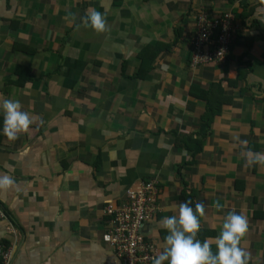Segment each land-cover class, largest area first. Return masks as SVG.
<instances>
[{
	"label": "crops",
	"instance_id": "crops-1",
	"mask_svg": "<svg viewBox=\"0 0 264 264\" xmlns=\"http://www.w3.org/2000/svg\"><path fill=\"white\" fill-rule=\"evenodd\" d=\"M229 12L241 38L226 63H194L198 17ZM215 84L229 103L194 155L177 136H200L192 88ZM149 180L155 264H264V0H0L7 264H124L104 209Z\"/></svg>",
	"mask_w": 264,
	"mask_h": 264
},
{
	"label": "built area",
	"instance_id": "built-area-1",
	"mask_svg": "<svg viewBox=\"0 0 264 264\" xmlns=\"http://www.w3.org/2000/svg\"><path fill=\"white\" fill-rule=\"evenodd\" d=\"M239 26L233 13L209 19L200 15L196 31L189 39L192 61L196 64H225L238 36ZM157 181H145L138 190H129L123 204H108L104 209L107 231L104 242L119 256L124 264H155L159 244L147 234V226L159 213ZM0 204V217L6 218ZM3 264L9 262L11 250L2 248Z\"/></svg>",
	"mask_w": 264,
	"mask_h": 264
},
{
	"label": "trees",
	"instance_id": "trees-1",
	"mask_svg": "<svg viewBox=\"0 0 264 264\" xmlns=\"http://www.w3.org/2000/svg\"><path fill=\"white\" fill-rule=\"evenodd\" d=\"M253 15V10L249 13H245L244 19L247 20L250 18V16ZM253 24H257V20L252 21ZM246 22H244V25ZM245 27H248L245 25ZM241 37L238 35L235 43H237V40ZM246 41L245 45L248 47H251L254 39L253 37H248L244 39ZM243 40V41H244ZM169 49V46L160 44L156 46H149L146 47L139 55L140 59L142 60L141 68L137 76L144 77L147 75L154 66L155 58L160 54V51ZM228 59V58H227ZM226 63V62H225ZM223 65V64H222ZM248 73L247 70H242L240 78H246V74ZM221 89L220 84L213 85L209 90L205 89H199V88H192V94L195 95L197 98H200L206 102V112L204 113L202 117V126L200 131V136L197 137H178L176 144L179 145L178 147H184L187 148L188 151L192 152L194 155L197 153H200L202 150V142L204 139H206L210 134L212 130V125L214 124V121L216 120L217 116H220L222 114V109L224 105H227L229 103L228 99L226 97H223L224 92H221L222 95H219L217 91Z\"/></svg>",
	"mask_w": 264,
	"mask_h": 264
}]
</instances>
